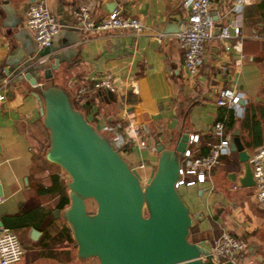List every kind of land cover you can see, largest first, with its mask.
<instances>
[{
    "label": "crops",
    "instance_id": "obj_1",
    "mask_svg": "<svg viewBox=\"0 0 264 264\" xmlns=\"http://www.w3.org/2000/svg\"><path fill=\"white\" fill-rule=\"evenodd\" d=\"M31 1L0 0V225L16 232L22 248L11 264H98L93 256H76L65 220L52 213L57 194L41 189L51 184L52 175L64 180L66 174L44 156L48 134L35 86L21 74L41 59L53 63L56 57L57 63L48 77L39 68L31 75L65 88L99 133L110 138L127 120L140 126L146 145L131 140L120 147L129 165L143 163L137 170L142 178L156 162V142L173 146L185 131L187 137L197 133L193 144L205 150L219 136L211 128L216 118H223L221 135H235L248 154L264 141V0H252L239 11L231 10L230 0L209 1L214 26L194 73L185 71L175 36L186 13L183 0H44L59 22L47 46L35 45L25 26ZM79 5L93 20L116 9L145 27L87 33L71 15ZM232 23L238 24L237 34ZM220 25L227 36L218 35ZM105 72L113 86L109 92L91 85ZM82 81L89 86L77 92ZM221 87L237 92L232 106L215 103ZM238 165L236 150L228 146L206 178L177 187L193 215L187 236L210 241L229 230L244 242L239 264H264V203L256 200L253 184L238 183Z\"/></svg>",
    "mask_w": 264,
    "mask_h": 264
},
{
    "label": "water",
    "instance_id": "obj_2",
    "mask_svg": "<svg viewBox=\"0 0 264 264\" xmlns=\"http://www.w3.org/2000/svg\"><path fill=\"white\" fill-rule=\"evenodd\" d=\"M56 63V57L53 63L41 59L21 74L35 86L48 134L44 156L68 175V202L52 213L65 220L76 256H93L98 264H236L214 261L208 240L188 239L193 215L173 184L178 166L174 153L182 151L187 133L181 131L173 146L156 142V162L141 180L110 139L73 106L63 87L31 75L39 68L48 77ZM227 143L237 153L238 183L253 184L248 153L235 135ZM86 198L94 201L92 211L86 210Z\"/></svg>",
    "mask_w": 264,
    "mask_h": 264
},
{
    "label": "built area",
    "instance_id": "obj_3",
    "mask_svg": "<svg viewBox=\"0 0 264 264\" xmlns=\"http://www.w3.org/2000/svg\"><path fill=\"white\" fill-rule=\"evenodd\" d=\"M210 0H183L186 13L181 20L175 36L182 51V65L188 73L196 72L201 63V56L205 41L212 34L214 26L213 19L209 14ZM252 0H230L231 10L239 11L240 8ZM75 26L85 32H97L110 28H128L133 31L142 30L145 25L135 16H124L118 10L108 11L99 20H93L87 8L79 5L71 11ZM25 26L30 31L31 37L37 46L49 45L52 37L57 32L59 22L54 14L50 12L44 0H32L25 10ZM232 33H238V24H231ZM159 32L153 37L159 38ZM218 35L227 36L228 31L225 25L218 27ZM264 36V24L263 32ZM237 43V42H236ZM236 43L234 45H236ZM89 83L82 81L76 87L77 92H82ZM91 85L112 89L110 73L105 72L101 78L92 81ZM136 84L130 82L131 89ZM3 94L0 93V99ZM237 92L230 87H221L218 90L215 103L232 106L235 103ZM119 129L112 131L110 141L113 146L119 148L124 143L134 140L139 146H145V140L141 135L140 126L127 120L118 123ZM104 128H111L104 126ZM212 130L219 134L218 138L208 143L204 152H199L193 144L197 140V133H189L186 143L180 152V159L177 166V177L173 184L178 187L181 184H191L195 181H202L208 176L210 168L218 161L219 155L228 150L227 135L222 133L223 118H216L211 125ZM153 146H151L152 148ZM247 160L250 164L253 177L254 196L257 201L264 203V141L256 145L248 154ZM137 170L143 166L142 162L130 165ZM141 179H143L141 177ZM235 185V184H234ZM233 185V186H234ZM1 199V196H0ZM210 255L214 261L230 260L236 264L242 260L244 254V242L237 235L229 230L222 229L209 241ZM22 248L19 244L16 232L5 225H0V264H11L19 259Z\"/></svg>",
    "mask_w": 264,
    "mask_h": 264
},
{
    "label": "trees",
    "instance_id": "obj_4",
    "mask_svg": "<svg viewBox=\"0 0 264 264\" xmlns=\"http://www.w3.org/2000/svg\"><path fill=\"white\" fill-rule=\"evenodd\" d=\"M258 144H260V142L257 143V145ZM122 148L123 147H119V148L116 147V149L120 153V155H122V150H123ZM205 150H200L199 152H204ZM41 189L42 190H51V191H54L57 194V200H56V203H55V205L57 207H62L68 202V197H67V194H66V185L64 183V180H62L60 177H58L55 174L52 175L51 184L49 186L41 188ZM87 211H89V210H87Z\"/></svg>",
    "mask_w": 264,
    "mask_h": 264
},
{
    "label": "rangeland",
    "instance_id": "obj_5",
    "mask_svg": "<svg viewBox=\"0 0 264 264\" xmlns=\"http://www.w3.org/2000/svg\"><path fill=\"white\" fill-rule=\"evenodd\" d=\"M65 89V88H64ZM66 90V89H65ZM67 91V90H66ZM68 92V91H67ZM68 95H69V98H70V101H71V103H72V100H71V97H70V94L68 93ZM107 136V135H106ZM108 137V136H107ZM174 158H175V160H177L178 162H179V159H180V154H178V152L177 151H175V153H174ZM137 170H140L139 169V167L137 168ZM65 178H68V175L67 174H65ZM142 180V179H141ZM94 201L91 199V198H86L85 199V207H86V209L87 210H89V211H92L93 209H94ZM190 236H191V234H190Z\"/></svg>",
    "mask_w": 264,
    "mask_h": 264
}]
</instances>
